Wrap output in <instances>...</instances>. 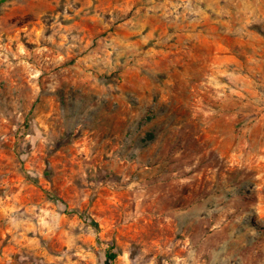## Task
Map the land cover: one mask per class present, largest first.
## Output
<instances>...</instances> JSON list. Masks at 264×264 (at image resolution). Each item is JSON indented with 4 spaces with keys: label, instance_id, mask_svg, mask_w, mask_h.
<instances>
[{
    "label": "rangeland",
    "instance_id": "rangeland-1",
    "mask_svg": "<svg viewBox=\"0 0 264 264\" xmlns=\"http://www.w3.org/2000/svg\"><path fill=\"white\" fill-rule=\"evenodd\" d=\"M0 185L24 264H264V0L2 3Z\"/></svg>",
    "mask_w": 264,
    "mask_h": 264
},
{
    "label": "crops",
    "instance_id": "crops-1",
    "mask_svg": "<svg viewBox=\"0 0 264 264\" xmlns=\"http://www.w3.org/2000/svg\"><path fill=\"white\" fill-rule=\"evenodd\" d=\"M5 180L4 187L6 193H11L15 201L11 203V206H16V201L19 200L21 192L17 189H13L10 184H7ZM2 185H0L1 191ZM9 229H5L0 235V264H24L22 260L31 255L29 245L32 243V239L22 237L13 238Z\"/></svg>",
    "mask_w": 264,
    "mask_h": 264
},
{
    "label": "trees",
    "instance_id": "trees-1",
    "mask_svg": "<svg viewBox=\"0 0 264 264\" xmlns=\"http://www.w3.org/2000/svg\"><path fill=\"white\" fill-rule=\"evenodd\" d=\"M5 1H7V0H0V5H1L2 3H4ZM106 257H107L108 259H110V260H113V259L116 257V255H115V254H110V255L106 254Z\"/></svg>",
    "mask_w": 264,
    "mask_h": 264
}]
</instances>
